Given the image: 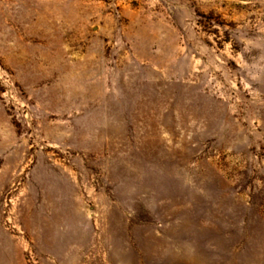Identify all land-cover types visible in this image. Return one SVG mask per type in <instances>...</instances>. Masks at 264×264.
Segmentation results:
<instances>
[{
	"label": "rangeland",
	"instance_id": "rangeland-1",
	"mask_svg": "<svg viewBox=\"0 0 264 264\" xmlns=\"http://www.w3.org/2000/svg\"><path fill=\"white\" fill-rule=\"evenodd\" d=\"M0 264H264V0H0Z\"/></svg>",
	"mask_w": 264,
	"mask_h": 264
}]
</instances>
